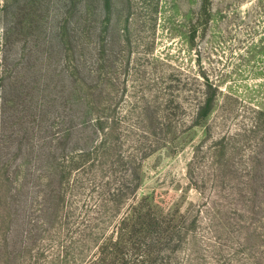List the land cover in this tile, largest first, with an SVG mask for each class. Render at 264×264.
<instances>
[{
  "label": "trees",
  "instance_id": "16d2710c",
  "mask_svg": "<svg viewBox=\"0 0 264 264\" xmlns=\"http://www.w3.org/2000/svg\"><path fill=\"white\" fill-rule=\"evenodd\" d=\"M102 1L97 35L95 24L80 35L69 22L56 35L65 53L64 67L55 70L62 79L58 85H64L56 88L68 98L53 122L58 131L51 133V148L39 140H20L10 153L0 139V264H130L135 259L139 264H170L191 238L197 241V227L207 224L218 233L211 239L214 244L236 236L249 249L244 254L237 243L231 261L226 256L222 264H264V112L254 111L248 126L211 141L206 183L196 163L201 146L194 149L186 176L204 199L206 212L184 217L152 212V197L136 196L143 163L162 150L182 152L192 144L196 128L204 127L209 135L206 121L219 91L204 73H184L151 54L159 0H125L117 15L111 13L113 0ZM16 3L0 1L2 128L8 58L19 40L12 36L18 28L12 26ZM208 18V0H202L199 24ZM188 31L193 43L197 28L191 24ZM91 40H96L93 62H82L78 53L88 56ZM134 43L146 48L140 56H133ZM117 44L121 49L112 50ZM35 179L44 185L40 202L34 196ZM85 193L84 212H77ZM112 225L116 232L106 236ZM242 254V260L236 256Z\"/></svg>",
  "mask_w": 264,
  "mask_h": 264
},
{
  "label": "rangeland",
  "instance_id": "374dc122",
  "mask_svg": "<svg viewBox=\"0 0 264 264\" xmlns=\"http://www.w3.org/2000/svg\"><path fill=\"white\" fill-rule=\"evenodd\" d=\"M124 1L113 0L111 13L112 10L114 14L121 11ZM201 2L159 0L151 54L184 73H204L218 89L217 105L206 121L209 135H205L204 127L196 128L192 144L182 152L172 154L162 150L148 158L142 165V182L136 195L137 200L144 195L152 197L149 202L152 212H179L183 217L184 214L206 212L201 207L204 199L186 176L187 164L193 158L197 145L201 146L196 162L200 168L198 176L203 177L206 183L210 174L205 156L211 141L233 133L239 126H248L254 111L264 112V0H208L209 18L203 25L198 20ZM103 7L102 0H17L12 26L18 28L12 36L19 40L8 58L10 73L7 75L10 77L6 80L8 87H5L7 117L3 128L0 127L5 152L13 153L20 140H39L48 149L51 148V133L58 131L53 122L60 114L59 109L63 112L61 105L68 98L65 91H59L58 87L64 84L58 85L62 79L55 75L57 66L64 67L62 58L65 55L63 46L57 43L60 38L55 41L56 35L63 22L75 24L80 35L90 31V26L95 24L97 31L94 35H97L98 27L102 26V19L98 18L101 13L104 14ZM88 10L92 16L86 15ZM191 24L197 28L193 43L188 39ZM2 25L4 23L0 21V29ZM138 30L139 27H136L135 31ZM109 35L115 37L113 33ZM95 42L91 40L86 44L88 56L78 53L82 62H93L90 57L95 54ZM117 47L112 50L121 49ZM145 49L134 43L133 56H140ZM45 83L48 88L43 91ZM33 185L37 186L33 191L40 202L44 185L37 179ZM209 194L207 186L205 195L209 197ZM85 200L86 193L76 205L77 212H84L82 203ZM124 210L128 209L121 212ZM142 212L147 211L144 208ZM206 217L204 213L200 219ZM15 224H18L17 217ZM202 226L200 230L197 227V241L191 238V244L182 247L178 259L170 260V264H222L226 256L231 261L230 251L236 248L237 243L244 254H249L246 243L236 236L226 243L214 244L211 239L218 233L213 231L211 224ZM111 232H116L113 225L106 230V236ZM188 254L192 256L189 259ZM244 254L236 256L241 258ZM17 262L12 260L10 264ZM130 264L139 262L135 259Z\"/></svg>",
  "mask_w": 264,
  "mask_h": 264
}]
</instances>
